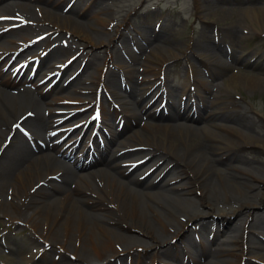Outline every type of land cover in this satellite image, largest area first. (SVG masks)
Here are the masks:
<instances>
[{
    "label": "bare ground",
    "instance_id": "6f19581e",
    "mask_svg": "<svg viewBox=\"0 0 264 264\" xmlns=\"http://www.w3.org/2000/svg\"><path fill=\"white\" fill-rule=\"evenodd\" d=\"M41 2L43 1L17 0L13 2L14 4L7 2L0 4V16L10 21L15 20L20 26L18 28L12 22L3 23L5 26L0 23V37L5 36L2 33L8 27L15 30L6 31V34L16 37V39L2 37L0 40V64L3 63L2 59L7 60L9 55L22 48L17 41L28 42L35 48L39 47L40 52L48 51V58L59 57L58 55L66 51L74 54L76 49L73 46L67 45L60 50L58 39L56 48L49 49L51 38L59 31L79 35L88 44L100 45L104 42L102 36L105 34H100L101 36L98 35L93 40L88 32H82V26L78 25L77 20H67L71 25L59 22L50 8L39 5ZM44 3L48 4L49 1L45 0ZM75 4L77 6L79 2L73 0L70 5L74 11ZM85 5L83 8L82 6L77 8L75 12L77 17L83 12L88 16ZM35 12L40 18H36ZM244 12L248 13L246 19L250 24L264 27V11L256 9ZM95 19L99 24L105 25L99 16L96 15ZM27 20H31L32 24ZM44 23L47 24L46 27ZM241 26L239 28L245 27V25ZM41 29L45 33L43 40L34 37L35 31ZM140 31L138 38L142 41L136 44L131 42L134 51L128 52L120 46L117 47V51L120 49L124 53L122 56L116 54L114 57L116 63L111 64V67L115 66L119 72L110 71L107 84L104 85L109 91V96L124 109L125 114L119 113L120 116L112 117L111 110L114 108L107 97L105 99L109 102V107L103 104L102 99L97 98L96 105L92 101L94 106L101 109L98 125L104 127V133H102L103 137L97 135L94 140L96 144L92 149V158L75 164L78 169L75 173L65 168L63 157L70 156L76 147L74 144L76 140L70 143H63L64 140L61 142L60 129L62 127L64 129L65 126H58L60 124L58 121L62 118L58 115L65 110L73 112L75 108L53 106L61 101L55 98L45 100L48 91L43 92L41 89L31 91L23 86L30 76L24 80L21 76H13L8 69L5 70L4 64L0 66V191L6 189L12 196L9 202L0 199V211L10 219L26 223L34 236L36 235L46 244L56 245L65 254L70 253L84 263L89 262L93 257L94 263L104 261L106 256L110 255L117 259L119 254L115 244L128 252L134 246L135 238L119 231L118 228L121 229L124 224L127 230L138 228L144 231L155 244H164L168 234L174 235L180 229L176 227L183 226L184 222L181 221L183 215L186 217L183 218L186 219L184 221L192 220L195 223L192 227L194 230L200 225L203 226V230L208 228V218L211 215L207 216L208 212H204L201 207L194 205L192 200L185 197L192 192L188 184H198L200 203L206 208L212 209L219 204L220 208L223 206L222 208L228 210V206L224 205L234 204L231 215L242 216L240 214L242 208L249 210L255 206L249 195L256 187L250 182L251 179L260 180L259 177H254L255 166L251 165L250 161V165L243 162L236 153L230 151L232 149L224 150L225 146L217 142V140L221 142L219 132L233 131L226 122L237 121L246 126L251 118L247 109L240 104L234 105L235 110L229 112L227 104L221 103L220 84H216L213 77L210 78L211 72L216 73L218 71L216 68L221 66L219 57L222 53L221 49L213 47L207 41L210 36L209 38L203 36L206 40L202 41L197 54L207 62L205 69L209 80L200 74L192 75L199 73V70L188 63L186 86L195 87L196 84L197 89L190 91L187 94L188 98L180 103V97L176 101L173 97L183 95L187 88L179 81L170 84L171 81L168 76L165 77V73L162 80L158 77L160 70L163 69L161 65H164L168 58H176V55L166 47L168 57L160 56L153 59L154 55L158 56L155 48L160 42L157 39V32L154 34L145 29ZM222 36L233 42L235 39L245 37L236 27L224 30ZM6 42L15 45L6 48ZM46 56L47 53L44 57L37 56L33 60V66L37 70L47 59ZM79 58L78 55L75 56L73 66L78 64ZM149 59L156 63L149 62ZM28 64L32 62L26 60L20 65L19 72H22ZM92 64L91 58L81 72L86 73L87 68ZM81 72L79 71L75 78ZM218 72L215 77L225 76V73ZM69 76L71 77V74ZM75 78L64 85L63 89L69 85L70 91L78 93L80 90L77 84L87 80L91 82L96 75L88 73L80 82L76 80V83H73ZM236 82L250 88L256 87L254 84L259 83L247 76L239 77ZM154 86L157 92L161 86L164 90L160 98L161 102L162 100L164 102L163 106L158 110L142 108L143 90ZM4 87L11 89L7 90ZM80 89L92 93L90 87L84 86ZM96 93L97 97L99 92ZM84 99L81 93L74 98L75 101H84ZM216 105L219 106L215 107ZM126 116H130L132 120L127 125V120L124 121L122 129L128 128L134 132L132 136L128 134L127 137L120 139L118 122ZM176 118L186 120L189 124L176 123ZM106 126L110 131L105 130ZM208 126L213 129H209ZM199 131L207 136L200 138ZM229 140L231 139L227 138L226 142L231 143ZM258 145L264 149V141ZM120 158L125 160L118 161ZM236 162L238 165H235ZM98 164L100 166H97ZM126 165H130L131 168H121ZM134 170L141 172L136 174L133 173ZM188 176L193 178L188 179ZM255 196L256 193L252 194V197ZM259 218L260 216L257 215L252 225L260 229L257 237L243 239L241 234V242L238 244L239 236L236 241V237L232 236L230 239L222 240L216 248L206 246L202 240L192 248L196 253L201 252V255H205L206 264H239L240 260L233 256L234 250H238L241 255L246 253L244 247L249 249L247 254L264 250V221L258 220ZM178 220L180 226H176L179 224ZM201 236L203 237V234ZM232 243L234 247H230ZM141 245L148 246L143 241ZM18 250L20 248L16 252L18 257L25 260L29 256L31 260L32 253H22ZM257 254L260 253H255ZM220 257H222L219 260L221 263L217 260ZM171 259L179 264H186L184 258L179 255ZM259 260L263 261L264 256Z\"/></svg>",
    "mask_w": 264,
    "mask_h": 264
},
{
    "label": "rangeland",
    "instance_id": "374dc122",
    "mask_svg": "<svg viewBox=\"0 0 264 264\" xmlns=\"http://www.w3.org/2000/svg\"><path fill=\"white\" fill-rule=\"evenodd\" d=\"M5 1L8 4H14L13 2L17 0H8V1L1 0L0 3L4 4ZM42 1L43 2L41 3V5L43 7L45 5L50 9L52 8L53 15L55 14L54 16L59 22L66 24L68 23L69 25H71L70 24L71 22L69 23L67 20L70 21L77 20L78 25L82 26V32L84 33L88 32V35L91 36L93 40H95V37H98V35L100 34L106 35V36L105 35L102 36L104 42L98 45V44H88L87 41L84 38H81L79 35H73L71 33L68 34L65 31L63 32L59 31V33L55 32V35H53V37L51 38L50 40L51 47L49 49L53 50L56 48V42H57L56 40L58 39L59 40L58 45H61L59 47L60 50L65 48V46L67 45L73 46L76 49V52L74 54L72 52L68 53L67 51L65 53H61L60 51L61 55H58L59 57L48 58L49 56L48 51L40 52L39 47L35 48L32 44L28 42L17 41V43L19 44V46L22 47V49H20L17 52V54L10 55L9 59L5 61L4 59H2L3 63L0 64V66L5 64V70L8 69L13 76L15 77L21 76L22 79L26 80L28 75H31L30 65L28 64L22 72H19L20 66L17 67L14 65H18L20 63H21L20 65H22L26 61L27 57H31L30 59H28V62L30 63L37 56H39V53L42 54L41 55L42 57H44L47 53L46 56L47 59H45V62L39 67L38 74L36 76L34 74L32 79L29 81L30 84L35 81L36 82L40 81L41 82L40 86H45L46 88L51 84L50 82L56 76L55 72H53L52 74L51 73L46 74V72L51 71V69L53 71H56L57 66H61V64L64 65L65 67L63 66V68L66 74L62 76L61 74L63 73V70L57 71L58 74L57 76L58 77L62 76V78L63 77L64 78L62 80H59L55 86L53 85L48 90V93L44 98L45 100L51 98H55L57 100L59 99L61 101L63 100L62 105L73 106L75 96L78 94L80 95V93H83L84 91H86L87 94L86 96H82V98H85L84 99L85 103H83V105L89 103L90 101H93L96 105V99L98 97L96 96L91 97V94H93V89H92V93L88 92L89 90L80 89L81 87L84 86L89 87L86 86V84L89 81L87 80V83L86 82L82 83L80 82V80L84 79L86 74L91 73L96 75V78L94 80L95 83H97L98 72L100 71L102 75H105L108 68L111 67V64L113 65L116 63L114 59L116 54L120 55L121 53L120 51L117 52V47L119 46V43L117 46V42L118 41L120 42V46L121 48L124 47V50L127 48H131V46L133 47V45H130L132 42L130 40V37L132 35L133 40L137 38L136 35H134V31L132 29L135 30L145 29V31L147 30L154 32V34H156L157 31V39L160 40V42L158 44L156 41L158 45L155 48H156V54H158V56L154 55L153 59H156L160 56L168 57L167 55H169V53L167 52V48L171 49V53L176 55V58H168L167 62H165L164 65H161L163 66L162 71L165 73V71L167 70L166 74L168 75L170 81L172 79L170 84L173 83V79L176 80L178 77L183 75L184 72L183 71L180 72L181 69L180 66L184 65V59H185V65L183 68L185 72L187 70V64L191 63L193 66L196 67L197 70H199L198 71L199 73H193V74L202 75L203 72H201L202 70H200V67L198 66L200 65V61H199V55L197 53L200 50V45H202V41L206 40L203 36L205 37L208 36L207 38H209L210 36V38L207 39V41H209L211 45L214 44V46L212 45L213 47H219L222 51V53L219 54L221 57L220 59L221 65L224 64L223 61L226 60L225 59L226 57L229 58V64H230L226 66V68L225 66H221V67L218 66L219 69L216 68L218 71H221V73H225V76H223L222 78L219 77V75L218 77H215V75L219 73L218 71H216L214 75L211 74L210 77L211 79L213 77V81H216V84H220L221 96H222L221 103L227 104L229 108L228 109L229 112L235 110L233 108L234 105L240 104L241 106L247 109L249 118L251 117L249 119V124L246 126L242 125L240 122L237 121H230L229 123L226 122L227 126H230L233 131L219 132L221 134V142L219 140H217V142L220 143L222 146H225V148H223L224 150L229 151L230 149H232L230 151L236 153V155H238L240 160L248 163L249 165L251 163V165L255 166V169L251 168V170L254 169L253 170L254 177H259L260 180L257 181V179L255 180L251 179L250 182L254 184L256 187L251 190L249 195L251 196L252 201L255 202L254 207L262 203L264 204V149L260 147V145H258L260 144V142L264 141V27L260 28L256 24H250L249 21L246 19V15L248 13L246 14L244 12V11H250L256 9L259 11H264V0H77L79 4H77V6L75 4V11L72 10L70 7L67 10L62 11L63 5L67 3V1L69 0H64L65 3L63 2V0H59L58 2L57 0H48L50 4L49 3L45 4L44 3L45 0ZM72 2L73 0H71V3ZM84 4H86L85 9L87 11L86 13L88 16H85V13L83 12L84 13L83 14L81 12L82 15L77 17L75 13L77 8L79 9L81 6L83 8ZM35 14H36L35 15L36 18H40L37 16V12H35ZM96 15L99 16L101 21L105 22V25H101L97 22V19H95ZM3 19L4 21H1L0 23L9 24L12 22L17 25L16 27L20 28V26H18V23L15 20L10 21L5 18ZM27 21L30 24H32L31 20H27ZM44 24L46 27L47 24L46 23ZM40 25L42 26V24ZM241 25L242 26L245 25V27H242ZM3 26H5V24H3ZM240 26L242 28H239ZM235 27L239 29V31H241L243 35H245V37L241 39H235L236 41L234 40L233 42L230 41L227 37L222 36L224 30ZM11 30H15V29L11 27L5 29L4 32L2 33L5 36H1L0 40L2 39V37L3 39L4 38L16 39V37H10L6 34ZM35 32L36 33H34V37L40 35L41 33L45 34L42 31V29L37 30ZM140 32L141 31L139 30L138 34ZM12 34L13 33H10V35ZM123 37H125V40H129L130 43L128 44L127 41L123 40ZM40 40H43V38H41ZM123 41H125V43L122 45ZM186 44H188V47H185ZM5 45H6L5 47L7 48L10 46L12 47L15 44L6 42ZM185 49H186V53L184 51ZM181 51L183 52L181 53ZM76 55H78V58L80 57L78 60L79 62L76 66H73V62L75 61ZM184 55L185 56L188 55V57L186 58ZM91 58L93 59V64L89 68H87L86 73L81 72L87 61ZM202 60H203V62L201 63L202 67L205 68V63L207 62L205 61V59ZM151 61L153 60L149 59V62ZM153 62L154 64L156 63V61ZM79 71L81 72L80 75H78L77 78H75L76 75L79 74ZM110 71L119 72V70H117V68L113 66L112 69L108 70L107 73L108 78ZM69 74H71V77L69 76ZM12 75L11 77H13ZM141 75L143 76V74ZM241 76H247L250 79L259 81V83L257 82V84H254L256 85V87L254 88L246 87L245 85H240L236 82V80H238V78ZM72 78L73 79L75 78V81H73V83L74 82L76 83L77 80V82L78 81L80 82L77 85L84 84V86L81 87L78 86V90H80V92L78 93L70 91V89L68 88L70 87L69 85H67V88L63 89L64 85L69 84V82L73 80ZM206 79L209 80V77L207 76ZM92 81L93 80H91V82ZM107 81L108 79L104 84H100V82L98 81V84L104 86L105 84H107ZM190 82L192 83L193 81ZM179 83H182L184 86H186L187 85L186 76H185V81L184 82L179 81ZM23 86L29 87L28 83L23 84ZM194 86H195L194 89H197L196 84ZM4 88L7 90L11 89L10 87L9 88L4 87ZM39 89H40L39 87L36 88V90ZM146 89L148 88H145V90ZM145 90H143V93ZM33 91H35V89H33ZM155 92L157 91L155 90ZM198 92H200V89L198 90ZM197 95L199 96L198 93ZM104 97L107 96L104 95ZM157 98L159 99V97ZM103 101H106L105 105L109 107L108 105L109 102H107L106 99ZM159 102H161V99L158 100V103ZM163 103L164 102L162 100L161 105L159 106L162 107ZM53 106L64 108L63 106H59V104ZM218 106L219 105H216L215 107ZM143 107H145V105L142 103V108ZM155 108L149 110H155ZM89 110L87 112L85 111L82 117L87 115ZM70 112L71 111L66 113H70ZM119 113L121 115L125 114L124 109L120 107V105L118 104V109L114 108V110L113 109L111 110V116L112 117H116V115L120 116ZM64 114L62 113L58 115V117L63 116ZM77 115L78 112L68 117L65 121H70V122L72 121L74 124L76 123L75 118ZM126 120H127L126 122L127 125L130 122V120H132V118L130 116H126L120 120L121 130L120 128H118V135H120L121 133V135L118 136V138L120 139L123 137H127L128 134L129 136H132L134 132V130L128 128L122 129L124 126V121ZM63 122L60 123L58 126H66L65 124H63ZM176 123L187 124V123H181L179 121H177ZM208 128L213 129L210 126H208ZM105 130L108 132L110 131V128L106 126ZM246 130L247 131L249 130L250 132L249 131L247 132ZM198 134L199 136H201L200 138H204L207 136V135H202L201 131H199ZM227 138L231 139L229 140L231 141V143L226 142ZM69 139L70 137L64 139L63 143L67 142L66 140ZM83 141L85 140L83 139L82 141H80L79 145L77 142L76 150L83 146L82 144ZM233 149H237V150H233ZM127 158L129 159L130 157ZM119 160H125V158H120L118 159V161ZM71 162L72 161L70 160H66V164H68V167L69 164H71ZM235 165H238V163L236 162ZM97 166L100 165L98 164ZM121 168L130 169L131 167L130 165H126ZM138 172L141 171L140 170L133 171V173L136 174ZM71 173H73V171H71ZM192 178L193 177L188 176V179H192ZM35 181H37V179H35ZM188 186L189 189L192 190V192L186 194L185 197L192 200L194 205L201 207V210H203L204 212H208L207 216L211 215L209 219L213 222L215 226H217V232H215V226L212 224L208 225V229L204 228V230H203V226L199 224L200 226H198L197 228L199 229V231L197 232V229L194 230L192 228L195 223L192 220L184 221L186 219H183L185 217L183 215L181 221L184 222L185 224L183 223V226H180V222L178 220L179 224H176V226H180V227H176V228H180V229L177 232H175L174 235L168 234L167 235L168 239L164 244H155L151 240V238H149L148 234L144 233V231H141L138 228H129L127 230L126 227H124L125 226L124 224L121 226V229L118 227L117 228L119 229L120 232H122V234H126L135 238L134 246L131 249H129L128 252H126L123 250V248L120 245L115 244L116 248H118L117 252L119 254L118 255L119 257L116 259V257L112 255L106 256L105 261L107 262V264H179L175 262V260H172L171 257L176 255H179L181 258L185 257L186 251H183L182 249L183 242L184 243L188 242L191 248L187 245H184L185 248L191 249V251H193L192 255L188 254L190 255L189 258L187 257L185 258L186 264H206V262L204 261L205 255H201V252L195 253L194 251L195 249L192 248L193 245H198L199 241L203 240L206 246L216 248L217 245L220 244V242H222V240H225L226 238L230 239L233 236L236 237L235 239L236 241L237 237L239 236L237 240L239 244L241 242L240 238L243 232L240 231L236 235H229L228 233H231L232 231H237L240 226V221L244 218L246 219L248 218L247 217L248 212L245 211L247 209H243L242 212L240 213L242 214V216L239 215L242 218L241 219L238 215L234 216L231 215L230 213L234 209L233 208L234 204H232V206L224 205V206H228L227 208L228 210H226V208H222L223 206L220 208L219 204L214 206L212 209L206 208L200 203L201 199H200L198 184L192 183L190 185L188 184ZM252 192L256 193L255 197H252V194H254ZM0 199H4L6 202H9L12 199V196L9 194L8 190L2 189L0 191ZM7 207H8V203H7ZM255 210L258 212L260 210V206H258ZM257 215L260 216L258 220H262L261 219L262 214L255 212L252 215V220ZM190 223H192L191 225L192 230H190ZM135 225L138 226L137 224ZM255 227L258 230H260L259 227L257 226ZM255 227H252L251 224V226L249 227V232L251 230H254ZM30 229L31 228L26 223H23L22 221L20 222V220L17 221L10 219L7 215H3L2 211H0V264H106V262L94 263L95 260L94 257L91 258V260H89V262L87 263L81 262L70 253L65 254L63 250H59V248L56 245L53 244L48 245L45 242H43L42 239H38V237H36V235L34 236L33 231L31 232ZM210 229L211 231H214V233L213 235L210 233L211 236L209 237L208 234ZM191 231L194 234L195 239L194 240L190 239L189 241H187L185 234L190 235L189 232ZM224 232L226 233L224 234ZM251 233L254 234V232ZM201 234H203V237L201 236ZM245 237L247 236L245 235ZM141 241H143V243H145L146 246L148 245L147 246L148 248L143 247L141 245ZM176 243H180V244H176ZM234 246L235 245L233 243L230 244V247H234ZM18 248H20V250L18 251L22 253L25 252H28L29 254L32 253L31 255L32 261L29 260L30 258L29 256L25 260L18 257L16 254ZM246 250L248 251L249 249ZM246 250H245L246 253L242 255L240 252H238V250H236L237 253L241 255L240 257L234 255L237 258L239 257L240 260L238 261L239 264H253L251 260L249 261L250 258L252 260L257 261L261 256H264L260 253L261 251L256 250L254 252L247 254ZM7 252L10 255H8ZM55 253L58 254V257ZM162 253H165L167 256L163 255ZM255 253H260L259 255L261 256L258 257L257 255H255ZM11 257H15V258H11ZM153 257L155 258L152 259ZM221 259L222 257H220V259L217 258L218 261ZM227 259L230 260V258Z\"/></svg>",
    "mask_w": 264,
    "mask_h": 264
}]
</instances>
